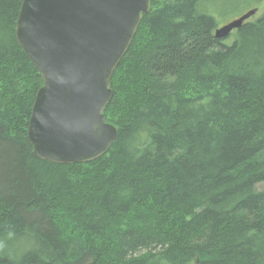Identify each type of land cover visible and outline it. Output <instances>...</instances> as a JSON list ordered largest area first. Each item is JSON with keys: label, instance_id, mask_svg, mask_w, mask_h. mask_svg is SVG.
<instances>
[{"label": "trees", "instance_id": "obj_1", "mask_svg": "<svg viewBox=\"0 0 264 264\" xmlns=\"http://www.w3.org/2000/svg\"><path fill=\"white\" fill-rule=\"evenodd\" d=\"M22 1L0 0V264H264V0L226 38L209 0H152L112 77L118 137L73 164L28 139Z\"/></svg>", "mask_w": 264, "mask_h": 264}, {"label": "water", "instance_id": "obj_2", "mask_svg": "<svg viewBox=\"0 0 264 264\" xmlns=\"http://www.w3.org/2000/svg\"><path fill=\"white\" fill-rule=\"evenodd\" d=\"M152 0H23L17 40L42 75L28 125L34 154L85 163L104 155L118 130L106 121L112 77ZM258 11L217 27L227 37Z\"/></svg>", "mask_w": 264, "mask_h": 264}, {"label": "rangeland", "instance_id": "obj_3", "mask_svg": "<svg viewBox=\"0 0 264 264\" xmlns=\"http://www.w3.org/2000/svg\"><path fill=\"white\" fill-rule=\"evenodd\" d=\"M253 0H209L205 2L204 7L211 8L214 10L216 14V18L218 21V25L222 26L227 22L239 17L243 13H245L248 9L253 5ZM263 13V10L258 9L257 13L253 15L250 20L256 19ZM10 249H12L11 245H7ZM17 246L15 244L14 248Z\"/></svg>", "mask_w": 264, "mask_h": 264}, {"label": "bare ground", "instance_id": "obj_4", "mask_svg": "<svg viewBox=\"0 0 264 264\" xmlns=\"http://www.w3.org/2000/svg\"><path fill=\"white\" fill-rule=\"evenodd\" d=\"M238 18V17H237ZM236 19V18H235ZM234 20V19H233ZM230 22V21H229ZM228 23V22H227ZM228 37V36H227ZM226 38V37H225Z\"/></svg>", "mask_w": 264, "mask_h": 264}]
</instances>
